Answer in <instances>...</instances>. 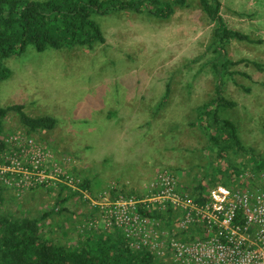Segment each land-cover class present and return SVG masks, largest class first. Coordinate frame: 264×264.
Instances as JSON below:
<instances>
[{
  "label": "rangeland",
  "instance_id": "obj_1",
  "mask_svg": "<svg viewBox=\"0 0 264 264\" xmlns=\"http://www.w3.org/2000/svg\"><path fill=\"white\" fill-rule=\"evenodd\" d=\"M221 1L228 26L256 40H232L229 57L264 65V0ZM93 19L106 35V42L93 50L39 52L30 46L6 59L12 73L0 79V106L22 104L32 117L56 118L54 128L32 134L73 161L71 170L89 183L91 197H146L162 169L176 175L181 192L191 193L204 174L216 173L221 164L205 148L204 134L190 124L195 109L215 96L212 62L217 53L209 48L214 25L197 0L177 8L169 19L127 11L95 13ZM230 69L239 73L235 80L226 75L224 90L239 105L224 116L237 125L242 142L264 160V70L247 63ZM4 127L5 136L27 130L15 112ZM244 157L251 156L241 153L235 160L243 163ZM247 181L230 186L247 187ZM252 182L254 187L258 183ZM214 183L205 181L207 191ZM61 191L70 193L37 189L19 198L7 191L3 210L16 216L49 212L42 233L76 245L87 233L114 232L82 196L75 194L69 204L62 203ZM56 206L65 210L56 212ZM89 220H96V229L88 228ZM190 229L191 234L198 231Z\"/></svg>",
  "mask_w": 264,
  "mask_h": 264
},
{
  "label": "trees",
  "instance_id": "obj_2",
  "mask_svg": "<svg viewBox=\"0 0 264 264\" xmlns=\"http://www.w3.org/2000/svg\"><path fill=\"white\" fill-rule=\"evenodd\" d=\"M197 1L207 20L214 25L213 41L209 48L217 53L212 62L216 83L215 96L195 109L196 115L190 124L204 134L205 148L221 163L216 173L204 174L192 188L190 194L196 201L203 203L210 198L205 181H209L210 185L215 181L213 189L218 186L233 189L230 186L232 182L238 187L244 184L241 175L245 169L264 171V160H259L254 148L242 142L237 125L224 116L226 111L239 105L224 90L226 75L235 80L234 76L239 73L231 71L230 66L247 63L263 71L264 65L248 58L232 60L228 49L232 40H256L228 26L221 13V0ZM188 5L189 0H0V79L9 78L12 73L5 64L6 59L23 54L30 46L43 52L48 48L93 50L96 45L104 44L106 35L93 19L95 13L127 11L169 19L177 8ZM169 92L168 87L166 96ZM11 112L19 115L28 133L52 129L57 123L54 117L28 115L22 104L0 106V153L6 147L4 123ZM241 153H249L251 157H244V162L238 163L235 156ZM251 158L255 161H251ZM84 187H89L86 180ZM248 187L252 188V183H248ZM5 192L0 190V264H175L169 251H166L168 256L162 258L150 250H133L128 239L116 229L111 233L106 230L87 233L78 242L79 245L50 238L42 233L41 224L50 213L43 212L38 216L10 214L3 210ZM69 194L74 196L77 193L70 191ZM78 196L81 197L80 194ZM59 197H62V203H66L67 198L62 194ZM139 197L136 195V198ZM56 208V212L65 210L59 206ZM168 212L170 220L166 227L172 233L178 229V217L175 218L177 211L170 209ZM157 215L159 219L166 220L165 214Z\"/></svg>",
  "mask_w": 264,
  "mask_h": 264
},
{
  "label": "built area",
  "instance_id": "obj_3",
  "mask_svg": "<svg viewBox=\"0 0 264 264\" xmlns=\"http://www.w3.org/2000/svg\"><path fill=\"white\" fill-rule=\"evenodd\" d=\"M4 142L0 190L19 198L37 189L76 192L99 211L106 228L122 232L133 250L159 256L169 251L175 264H264V172L246 171L241 178L249 179L252 188L218 186L203 203L181 192L178 178L168 169L158 172L146 197L95 198L71 170L73 161L34 134L12 131ZM252 181L258 182L255 187ZM170 209L179 213L178 229L172 233L166 230L169 220L157 215ZM87 226L96 229V220ZM192 227L198 231L191 234Z\"/></svg>",
  "mask_w": 264,
  "mask_h": 264
},
{
  "label": "crops",
  "instance_id": "obj_4",
  "mask_svg": "<svg viewBox=\"0 0 264 264\" xmlns=\"http://www.w3.org/2000/svg\"><path fill=\"white\" fill-rule=\"evenodd\" d=\"M51 191H53L54 193L56 192V190H51ZM58 193H59V191H58ZM61 194H63L62 193V191H61ZM69 193H65L63 196H64V198H67V201H66V203L67 204H69L70 202H71V199H72V196H70V194L68 195ZM59 195V194H58ZM69 202V203H68ZM41 214H43V213H41ZM41 214H38V215H41ZM47 219V218H46ZM46 219H44L42 222H41V224L44 222V221H46Z\"/></svg>",
  "mask_w": 264,
  "mask_h": 264
}]
</instances>
